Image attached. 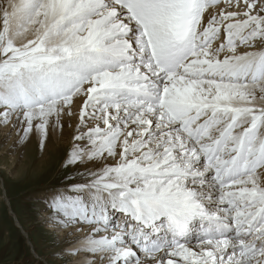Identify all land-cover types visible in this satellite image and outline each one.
I'll return each mask as SVG.
<instances>
[{"label": "snow or ice", "instance_id": "snow-or-ice-1", "mask_svg": "<svg viewBox=\"0 0 264 264\" xmlns=\"http://www.w3.org/2000/svg\"><path fill=\"white\" fill-rule=\"evenodd\" d=\"M0 19V125L42 149L77 116L79 167L45 204L89 232L53 259L264 264V0H9Z\"/></svg>", "mask_w": 264, "mask_h": 264}, {"label": "rangeland", "instance_id": "rangeland-1", "mask_svg": "<svg viewBox=\"0 0 264 264\" xmlns=\"http://www.w3.org/2000/svg\"><path fill=\"white\" fill-rule=\"evenodd\" d=\"M62 130L64 134L59 139L62 144L56 146L55 141L49 138L52 145L48 152H42L43 149L38 148L39 143L29 148L30 139L40 141L36 133L30 134L24 142H17L16 147H9L7 142L12 133L7 134L3 125L0 127V264H60L52 258L53 254L69 245L67 238L83 232L73 233L71 237L66 232L65 242L62 234L68 228L50 226L53 223L51 211L45 204V198L64 188L68 183L66 177L79 167H65L73 137L66 134L65 125ZM51 149L53 154H50ZM12 214L27 232V237L15 226Z\"/></svg>", "mask_w": 264, "mask_h": 264}, {"label": "bare ground", "instance_id": "bare-ground-1", "mask_svg": "<svg viewBox=\"0 0 264 264\" xmlns=\"http://www.w3.org/2000/svg\"><path fill=\"white\" fill-rule=\"evenodd\" d=\"M8 3H9V0H0V17H2V11H3V9L5 7H7ZM1 21H2V19H0V26H1ZM78 106H79V102H77V105L74 106L73 111H76V109H77ZM62 123H63V125L66 126V129H67L66 130V134L69 136V138H72L73 135H74V132H75V126H76V123H77V116H73L71 118V126H69V122H68V117L67 116H65V117L62 118ZM0 127H1V125H0ZM3 127H4V131H8L7 134L8 133H12L11 136L9 137L10 139L7 142V146H9V147H16L18 145L17 142H19L18 135H17V131L15 129H13L11 127V125L3 126ZM68 127H70V128H68ZM49 132L50 133L48 134V137H47V139H46V141L44 143V146L42 148L43 150H41L42 152H48L50 146L52 145V142L49 141V138H51L52 141L53 140L55 141L56 146H59V145L62 144V143L59 142V139H61V136H63V134H64V131L62 130V128H53L50 125L49 126ZM37 137L39 138L38 134H37ZM36 143L37 144L39 143L38 144V148L40 149L41 148L40 141L38 142L37 140H32V139L29 140V148L33 147V144L36 147ZM22 144H24V143H22ZM20 147H21V144H20ZM53 152H54V150L51 149L50 150V154H53ZM44 216H47V214L45 213ZM119 219H120V214L119 213H114L112 215V222L113 223H116L117 221H119ZM48 224H50V223H48ZM50 226H53L54 227L56 225L54 223H51ZM84 229L85 230H83L82 234H77L73 238H67L66 235H67V233H71V232L72 233H76L77 231H75L74 228H68L67 230H64V232L62 234V236H64V238H65L64 241L65 242L67 241L66 238L69 239V240H72V241H76L77 239H81L82 240L87 235V234H84L85 231L86 232H89V229H88V226L87 225L84 226ZM20 230H22L23 231V234L27 236V232L22 227L20 228ZM71 236L72 235H70L69 237H71ZM70 246L71 247H76V246H78V244H75L74 243L72 245H68L67 247H70ZM35 255L37 256V254H35ZM40 258H38V259H40ZM83 258H84V256L81 255L80 259H83ZM41 260H43V259H41Z\"/></svg>", "mask_w": 264, "mask_h": 264}, {"label": "water", "instance_id": "water-1", "mask_svg": "<svg viewBox=\"0 0 264 264\" xmlns=\"http://www.w3.org/2000/svg\"><path fill=\"white\" fill-rule=\"evenodd\" d=\"M0 181H1V178H0ZM2 195L6 198V196H5V193H4V191L2 192ZM7 199V198H6ZM7 203H8V199H7ZM9 207V206H8ZM13 215V221H14V223H15V226H17L18 228H21L20 227V224H19V222H18V220H17V218L15 217V215L14 214H12ZM21 233H23V231L21 230ZM25 237H27L26 235H24Z\"/></svg>", "mask_w": 264, "mask_h": 264}]
</instances>
